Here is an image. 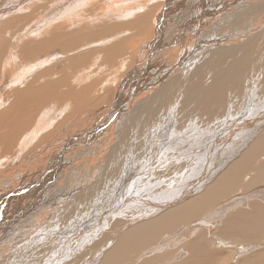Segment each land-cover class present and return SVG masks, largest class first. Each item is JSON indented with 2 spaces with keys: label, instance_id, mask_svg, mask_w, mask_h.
Returning <instances> with one entry per match:
<instances>
[{
  "label": "bare ground",
  "instance_id": "obj_1",
  "mask_svg": "<svg viewBox=\"0 0 264 264\" xmlns=\"http://www.w3.org/2000/svg\"><path fill=\"white\" fill-rule=\"evenodd\" d=\"M49 1L0 4V264H264V0Z\"/></svg>",
  "mask_w": 264,
  "mask_h": 264
},
{
  "label": "rangeland",
  "instance_id": "obj_2",
  "mask_svg": "<svg viewBox=\"0 0 264 264\" xmlns=\"http://www.w3.org/2000/svg\"><path fill=\"white\" fill-rule=\"evenodd\" d=\"M3 1H5V0H0V4H1V3H4ZM7 1H8V0H7ZM48 1H49V0H48ZM50 1H51V2H50ZM50 1H49V2H50V3H49V4H50V5H49V8H53L52 6H54V1H53V0H50ZM54 7H55V6H54ZM4 12H5V11H4ZM2 13H3V12H2ZM7 21H8V20H7ZM15 29H16V27L14 28V31H13V30H12V31H10V30H5V31H3V32H2L3 34H0V35H1L0 38H1V37H2V38H3V37H6V39H8L7 37H9V36H13V35H17V34L20 35V34H21V30H20L19 33H18V31H16ZM9 31H10V32H9ZM11 33H13V34H11ZM22 33H23V32H22ZM140 51H141V50H140ZM157 59H158V58H157ZM154 61H155V60H153L152 63H153ZM148 62H149V61H148ZM159 62L162 63L163 61L159 60ZM149 63H150V62H149ZM150 64H151V63H150ZM92 79H93V78H92ZM97 80H99V79H96V78H95V79H93L92 81L95 82V81H97ZM89 82H90V80H89ZM117 82H119V81H117ZM117 82H116V83H117ZM222 132H224V130H221L220 133H222ZM228 141H229V139H227L225 142L228 143ZM154 163H158V162H154ZM147 165H148V164H147ZM193 166H195V167L198 169V166H197V165H193Z\"/></svg>",
  "mask_w": 264,
  "mask_h": 264
}]
</instances>
